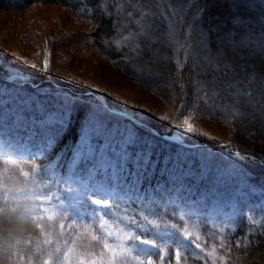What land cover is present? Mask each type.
<instances>
[{
  "label": "rangeland",
  "instance_id": "1",
  "mask_svg": "<svg viewBox=\"0 0 264 264\" xmlns=\"http://www.w3.org/2000/svg\"><path fill=\"white\" fill-rule=\"evenodd\" d=\"M219 1L221 0H208L204 3L210 4L213 2V4H216L217 2L214 8L222 12L223 8L218 6ZM200 3L201 0H191L190 3L188 0H145L140 14L132 13L130 15L132 20H141V23L134 27L137 28L135 30L137 33L140 32L142 25L150 24L151 29L147 36H162L172 48L168 54L174 57V70L176 71L177 67L180 74L177 73L175 81L170 82L168 80L165 93L160 89L146 86V78L151 79L152 77V80L156 81L154 73L157 74L160 71L155 66L156 64L144 67L145 65L140 63V59L137 61L130 58L114 60L109 55L108 50L97 48L95 42H93L95 24L93 25L89 20L75 15L67 7L46 2H37L19 9L16 7L0 9V71L11 75L10 78L17 83L30 79V74H32L36 76L37 80L44 81V87L52 90L55 88L53 83L60 84L63 88H67V92H60L61 89H55L54 91L66 96L68 104L65 107H68L70 111L74 103V101H70L72 91L87 92L85 99L91 103H96L95 97L102 100L107 98L110 99V103L121 105L115 107L110 104L112 106L110 111L112 112L124 113L123 107H127V109L129 107L130 110H135L136 113L139 111L140 113L143 112L145 116L149 117L150 115L149 118L158 122L161 121L173 130L186 127L183 119L185 116L190 117L189 123L194 125V133H184L181 138L195 143L204 141L203 147L219 142L218 139L224 140L227 141L228 146L243 147L264 157V139H258L257 137L258 134L264 132V109H259L256 103H264V30L261 33L252 35L253 26H248L241 35L232 39L231 46L224 49V46H220V42L218 45L214 39H209L206 32L202 33L199 22L195 19L198 8L201 6ZM103 10L105 13L109 11L104 8ZM144 11H151L155 15L141 19V13ZM225 20L222 21V25H224ZM228 24L226 25L229 26ZM219 25L217 24V27ZM229 31L225 29L217 36L222 35L225 39H228L231 36V34H228ZM125 34L127 35H120V33L116 35L117 45L121 44V40H126L125 37H129L128 34H131V32L127 33L126 31ZM139 37L142 38L143 36ZM136 44L137 41L135 47ZM211 44L213 52L209 47ZM201 46L204 52H208L205 56L204 54L200 55L204 56L203 61L209 64L214 60L215 63L212 65L214 68H212L216 71L221 66L219 64L220 59L224 57L221 62L224 60V66H227L226 63L231 61L228 59L230 51H236V49L239 52L249 51V57L247 58L245 55L246 57L242 61L247 64L252 58L255 65L250 68L245 67V77L241 76L242 83H232V80H230L232 78H229L230 76L223 72L221 76L223 81L220 80L217 74L213 78L196 74L191 77V75H187L190 72L188 65L190 62L187 61L185 68H182V62L189 58L195 59L198 56L197 53H199L197 51L202 48ZM139 48L140 46L137 49ZM222 50H225L223 55H221ZM16 57L20 59L17 60ZM45 60L48 61V71H44ZM125 61L134 64L129 72L125 69ZM31 64H35L36 68L28 67ZM134 78L138 80L136 81ZM259 82H261L263 88L255 86ZM217 83L220 87L219 90L224 93L228 92L230 85L234 87V90H251L254 102L249 104L247 103V97H241L243 103H236V106L232 108L235 116L229 114V111H225L220 106H212L209 109L204 108L202 110V102L207 101L210 103V99H214L211 90L205 87ZM200 84H203L204 87L201 88ZM195 86L198 87L195 91V102L200 104L197 113L192 105L181 109L182 106L180 107V104H178L179 101H182L181 99L185 100L182 97L183 92L185 90L189 92L190 88ZM234 90L232 91V97L235 101ZM212 91L217 93L218 89H212ZM230 92L231 90L229 94ZM22 93L24 101L28 102L30 97L38 96L39 92L31 88V90H24ZM8 94L10 96L9 91ZM41 94L44 95L45 93ZM201 97L203 98L202 102L200 101ZM45 100L49 99L46 98ZM97 108L99 111L101 110L98 106ZM72 115H75L74 110ZM45 119L50 120L51 123L57 122V119L51 116H46ZM68 120L69 125L72 123L74 128L77 129V133L80 130L85 131L87 128L90 129L94 126L92 123L94 118H89L88 123L85 119L73 122V118L69 117ZM57 123L65 126L61 122ZM2 125L3 129L0 130V150H2L0 151V161H3L7 166H16L22 160L29 161L32 158L39 157L45 151V145H47V150L51 144L52 138L49 137L44 140L28 118L21 113L16 115L12 122ZM110 128L106 129L107 134L115 131L114 127L111 128L113 130H110ZM45 134L48 135L46 132ZM157 146H159L158 150L165 148L168 152L177 151L171 150L160 143ZM210 148H205L203 151H209ZM231 148L217 151V153H222L224 156L229 173H237L244 178L247 174L258 172L255 171L258 170V167L259 171L264 172V167L260 162L255 161L252 156L245 159V155L238 154ZM197 152L202 154L200 149ZM210 153L206 152L204 157L210 159ZM80 155H82L81 151L76 153V157ZM190 157V160L188 157H182L181 160H189L190 163L199 164L204 160L203 157L200 160ZM180 165L185 166L186 163L183 162ZM211 165V161H208L207 166ZM76 166L77 161L71 165L66 173H58L49 169L44 176H39L35 180H28L30 186L27 188L22 187L17 191L11 192L6 186H0V197L20 198L25 197V193L30 192L42 194L40 200H36L34 197L38 205L34 207V211L45 218L47 216L51 219L59 218L60 225H65L64 228L60 227L61 235L66 238L64 231L68 234L66 246L64 244L61 251L63 254L62 264H71L70 259L72 258L82 260L81 264H102L100 263L103 259L102 256L113 257V251L119 255L127 256L129 255L128 247L133 243V240L129 238L130 236L154 240L157 247L151 249L150 258L142 256L138 260H131L129 264H165L169 260L172 261L170 264H176L178 250L180 251V264H188L190 262L187 260L189 257L196 261L201 258L207 260L209 257L212 260L214 256H217V250L214 247L207 246L209 240L203 234V225H206L216 235L217 244H221L224 241L223 236L235 229L233 223L235 213L241 212L251 222L258 224L264 217V208L261 213H257L261 206H264V201L256 199L254 196L246 198L239 194L236 203L233 202V198H218L219 195L224 197L227 193L230 195L235 194L234 191L237 192V188H239L238 192L242 188L252 190L242 182H238V185L236 182V186L231 189L227 187L231 185V182L223 186L225 182L216 178L221 177L217 167H213L211 177L215 181L219 180L217 185L221 181V187L219 188L221 193L210 192V196L205 199L199 193L190 196L187 205L203 206L202 209L198 210L195 207L181 205L174 196L159 200L153 197L147 198L142 191H127L119 185L107 187V182H103V179L98 177L94 171L88 170L76 175ZM113 171H115V168H113ZM208 173L205 170L202 175L197 176L198 180L204 174L207 176ZM260 174H256V176H261V180H264V173ZM105 194L110 197L108 199L110 207L94 211L101 208V206L92 203V199L100 198ZM49 196L51 197L50 201L45 199ZM214 203L219 206L213 205ZM55 205H62L63 211L57 210ZM144 216H147L148 220L153 221V223L145 221ZM60 217L63 219V223ZM67 217H74L75 219L69 220ZM172 217L177 218L178 222L173 221ZM119 220L128 222L129 227H124L121 224L118 230L116 222ZM132 220H135L139 227L132 225L130 223ZM5 222V219L0 218L1 225H4ZM28 229L30 228L28 227ZM101 232H104L113 251L105 249L104 245L92 240L93 235L99 236ZM109 233H114V235L110 236ZM166 233L168 235H165ZM197 237H199L198 240ZM135 243L140 248H151L150 245H142L139 241H135ZM197 243L201 245V248L196 247ZM117 244L121 247H116ZM84 245L87 247L84 248ZM0 246L2 245L0 244ZM91 247L94 249H87ZM100 253H103V255L101 256ZM123 261L125 263V260ZM47 264H56V261L54 260L52 263L48 261Z\"/></svg>",
  "mask_w": 264,
  "mask_h": 264
},
{
  "label": "trees",
  "instance_id": "2",
  "mask_svg": "<svg viewBox=\"0 0 264 264\" xmlns=\"http://www.w3.org/2000/svg\"><path fill=\"white\" fill-rule=\"evenodd\" d=\"M206 1L208 0H201V6L198 8L195 19L199 22L202 33L206 32L209 39H214L218 45L220 42V46H224V49H227V46H231L230 42L232 39L241 35L248 26H253L252 35L261 33L264 30V0H221L218 2V6L223 8L222 12L214 8L217 2L216 4H213V2L207 4L204 3ZM37 2L62 5L69 8L75 15L89 20L93 25L95 24L93 42H95L97 48L108 50L109 55L114 60L130 58L137 61L140 59V63L144 64V67L156 64L158 71L160 70L159 74L154 73L156 81L152 80V77L151 79H145L147 87L160 89V91L162 90L165 93L168 80L170 82L172 80L175 81L177 73L180 74L177 67L176 71L174 70V57L168 54L172 48L162 36L145 35L141 38L135 31L137 28L134 27L137 26V23L132 20L129 13L131 15L132 13L140 14L145 0H0V9H9L11 7L19 9L31 6ZM103 8L109 11L105 13ZM223 20H225L224 25H222ZM227 23H229V26L226 25ZM217 24L220 25L217 27ZM225 29L230 30V33H228L231 34L230 38L225 39L222 35L218 37L217 35L221 34ZM126 31L127 33L131 32V34H128L129 39L121 40L122 45H117L116 35L119 33L120 35H127L125 34ZM210 36L213 38H210ZM136 41V47L139 45V49L135 47ZM209 47L213 52L212 44ZM224 51L222 50L221 55H223ZM197 52L199 53H197L198 56L195 59L187 57L189 59L186 58L187 60L182 62V68L187 66V61L190 62L188 65L191 73L188 72L187 75H191V77L196 74L213 78L217 74L221 80L223 72L229 75V78H232L230 79L232 83L241 82V76L245 77V67L250 68L255 65L252 58L247 64L242 61L244 57H249V51L239 52L236 49V51H230L228 59L231 61L226 63L227 66H224V60L221 62L222 58H224L221 56L219 63L221 66H219L222 70H219V68L216 71L212 66L215 63L214 60L209 64L203 61L205 54H208V52H204L203 47ZM202 54H204L203 57L200 56ZM125 62V69L129 72L134 67V64L130 61ZM243 64L245 65L243 66ZM30 75V79L17 83L10 78L11 75L0 71V130L3 129L2 124L12 122L16 115L21 113L28 118L37 131L46 132L48 135L43 137H51L52 142L41 158L22 161L16 166H7L3 161H0V186H6L11 192L27 187L26 179L33 180L40 175L44 176L49 169L58 173H66L71 168V165L77 161L76 171L83 168L91 171L98 169V172H94H97L101 178L106 177L108 186L118 182L121 183L120 187L122 189L130 192L142 191L147 198L153 197L163 200V198L174 196L180 203L184 204L187 203L190 196L196 193H199L204 199L210 196V192L221 193L219 188L221 187V181H224L225 185L223 186L231 182V185L227 186L229 189L236 186V182L237 185L238 182H242L247 184L253 192L247 188H242L238 192L239 188H237V192L234 191L235 194L230 195L227 193L224 197L219 195L218 198H233V202L236 203L238 195L241 194L246 198L254 196L256 199L264 201V180H261V176H256V174L261 175L260 173L264 172L259 171L258 167V170H255L258 171L255 172L256 174H247L244 178L237 173L231 174L226 167L224 156L222 153H217V151L233 146L231 149H234L238 154L245 155L247 159L252 156L255 161L260 162L264 167V157H261L262 155L246 150L243 147L228 146L227 141L219 140L218 138L219 142L203 147L204 141L195 143L181 138V135H184L182 128L173 130L167 124L149 118L151 117L150 115L149 117L145 116L143 112L140 113L138 111L136 113L135 110H130L131 108L129 107L128 109L123 107L124 113L110 111L112 107L110 106L112 104L109 101L110 99L105 98L102 100L94 96L96 103H91L85 99L87 92L72 91L70 101H74V103L70 111L68 107H65L68 104L66 96L60 93L67 92V88L53 83L55 88L52 90L43 86L44 81L37 80L36 76ZM134 80L137 81L138 79L134 78ZM260 84L261 82L255 86L263 88V85ZM31 88L39 92L38 96L34 95V97L29 98L28 102H25L22 91H29ZM197 88L195 86L190 88L189 92L186 90L184 91L185 93L183 92L182 97L185 100L181 99L182 101L178 102L180 107L182 106L181 109L192 105L197 113L198 105H200L195 102V91ZM205 88L211 90L210 92L214 99H210V103H208L207 101L202 102L203 98L201 97L202 110L204 108L209 109L212 106H220L225 111H229V114L231 113V115L235 116L233 114L234 111H232V108L236 106L232 97L234 87L229 86V90L226 93L219 90L218 83L216 85L210 84ZM211 88L213 90L218 89L217 93L213 92ZM55 89H61V91L56 92L54 91ZM255 92L258 93L257 90ZM46 98L49 100H45ZM206 104L208 105L206 106ZM112 105L115 107L121 106ZM97 106L101 108L100 111ZM73 110L75 112L74 116L72 115ZM46 116L56 118L57 122H61L65 126H61L57 122L51 123L50 120L45 119ZM69 117L73 118V122L85 119L87 123L89 118H94L92 122L94 126L90 129L87 128L85 131L80 130L77 133L74 125L72 123L69 125ZM108 127H114L115 131L107 134L106 129ZM111 128L110 130H113ZM172 137L178 141L170 140L169 138ZM257 137L258 139H264V132L258 134ZM159 143L177 151L168 152L165 148L158 150L159 146L157 145ZM209 147H211L209 151H203ZM199 149L202 154H198L197 151ZM79 151L82 152V155L76 157V153ZM206 152H211L210 159L204 157ZM190 156L194 157L195 160H200L203 157L204 160H201V164L190 163ZM182 157H188L189 160H181ZM208 161L212 163L209 167L207 166ZM183 162L186 163L185 166L180 165ZM108 164L110 169L106 172L101 171V168ZM113 165L117 166L115 171L111 168ZM213 167H217L221 175L219 178L216 177L219 180L221 179L218 185L217 182L219 180L215 181L211 177ZM205 170L209 172L208 175L205 176L206 174H204L198 180L197 176L202 175ZM212 198L215 200L213 196ZM33 203H36L34 197L32 201H28L24 197H0V209H2L0 218L6 220L4 225L0 224V229H2L0 231V244L3 247H8L10 244L13 246L10 251L21 252V254H23V249H31L37 253L41 249H46L48 252H53L56 248L62 249L68 234L64 232L66 238L61 235L60 219H49L35 215L33 213ZM213 205L219 206L216 203ZM26 207L31 210L25 211ZM263 208L264 206L262 205L257 213H261ZM13 209H16V211L13 212ZM171 219L178 222L175 217ZM61 220L63 221L62 218ZM233 223L235 224V229L223 236L224 241L221 244H217L216 235L206 225H203V234L209 240L207 246L214 247L217 250V256H214L212 260L209 257L207 260L201 258L199 261L189 257L187 259L190 261L188 264H213V262L215 264H264V217L258 224L251 222L249 218L239 212L235 213ZM46 240H51V243H45ZM17 241L19 243H16ZM87 249L91 250L94 248ZM54 260L53 257L44 255L41 257L39 264H47L48 261L53 262ZM121 261L118 260V264ZM170 262L172 261L169 260L165 264H170ZM7 264H29V261L27 255L24 256V259H20L19 256H13L7 261ZM30 264H37L35 257H33Z\"/></svg>",
  "mask_w": 264,
  "mask_h": 264
},
{
  "label": "snow or ice",
  "instance_id": "3",
  "mask_svg": "<svg viewBox=\"0 0 264 264\" xmlns=\"http://www.w3.org/2000/svg\"><path fill=\"white\" fill-rule=\"evenodd\" d=\"M188 2L190 3L191 0H188ZM129 15H131V13H129ZM155 13L151 12V11H144L141 13V19H145V18H148V17H152L154 16ZM137 24H140L141 23V20H137L136 21ZM151 29V25L150 24H144L141 26V30L139 33H137V35L139 36H145L149 33ZM125 39H129V37H125ZM137 47H139V45H137ZM17 60H19L20 58L19 57H16ZM28 67L30 68H33L35 69L36 68V65L35 64H31V65H28ZM49 70V66H48V61L45 60L44 61V71H48ZM183 87V86H181ZM200 87L203 88L204 85L203 84H200ZM231 87V85H230ZM215 95V93H213ZM235 103H243V101L240 99L241 97H247V103L249 104H252L254 101H253V92L251 90H248V91H241L239 89H236L235 90ZM257 103V106L259 109H264V103H259V102H256ZM163 119V118H162ZM189 119L190 117H187L185 116L184 119H183V123L184 125H186V127H183L182 128V131L184 133H187V134H193L194 133V125L190 124L189 123ZM47 148V145H45V150ZM2 151V150H0ZM245 159H247V157H245ZM13 163L15 161H12ZM41 193H38V192H30V193H25V199L28 200V201H32L33 200V197L36 198V200H40L41 199ZM46 200H51V197H45ZM108 199H110V197H108L106 194L104 196H101L100 198H95V199H92V203H94L95 205H98V206H101V208H98L94 211H100L101 209H107L110 207V205L108 204ZM38 205L34 204L32 205V207H37ZM56 209L59 210V211H63V207L62 205H55ZM31 209L29 207H26L25 208V211H30ZM0 211H2V209H0ZM13 212L16 211V209H13L12 210ZM107 214V213H105ZM69 220H72V219H75L74 217H67ZM49 219H51V217H49ZM144 220L145 221H148V223H153V221H149L148 220V217L147 216H144ZM132 225H135L136 227H139V224L135 221V220H132L130 222ZM123 224L124 227H129V223L128 222H125L123 220H119L116 222V226L118 228V230L120 229V225ZM61 228H64L65 225L64 224H61L60 225ZM109 235H114V233H109ZM165 235H168L167 233ZM130 239L133 240V243L128 247V253L129 255L125 256L124 257V260H125V264H129V262L131 260H138L140 259V257L142 256H148L149 258L151 257V249H154L157 247L156 243L154 240H149V239H141L139 236H130L129 237ZM199 239V237H197V240ZM92 240L94 241H97L99 240L100 242L103 243L104 245V248L105 249H108L109 251H113L112 247L109 245V243L105 240L104 236L103 235H100V236H96V235H93L92 236ZM135 241H139L140 244L142 245H150L151 248H140V247H137ZM16 243H19V241H17ZM45 243H51V240H46ZM13 246L12 245H8V247H2L0 246V264H7V261L10 260L13 256H19L20 259H24V256L27 255V258H28V261H29V264L30 262L32 261L33 257L36 258L37 260V264H39L40 262V259L42 256L44 255H47L49 257H53L56 261V264H62V253H61V249L60 248H56L54 249L53 252H48L46 249H41V251L39 253L37 252H34L32 251L31 249H23L22 250V253L21 252H15V251H10V249L12 248ZM116 247H121V245L117 244ZM196 247L197 248H201V245L199 243L196 244ZM100 255L102 256L103 253H100ZM119 254L118 253H115L113 251V257H118ZM176 264H180V251L178 250L177 251V254H176ZM109 264H114V259L113 260H110L109 261ZM213 264H215V262H213Z\"/></svg>",
  "mask_w": 264,
  "mask_h": 264
}]
</instances>
